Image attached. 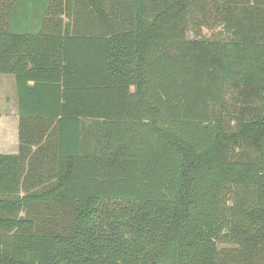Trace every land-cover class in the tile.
<instances>
[{
  "label": "trees",
  "instance_id": "1",
  "mask_svg": "<svg viewBox=\"0 0 264 264\" xmlns=\"http://www.w3.org/2000/svg\"><path fill=\"white\" fill-rule=\"evenodd\" d=\"M0 74V264H264V0H0Z\"/></svg>",
  "mask_w": 264,
  "mask_h": 264
},
{
  "label": "crops",
  "instance_id": "2",
  "mask_svg": "<svg viewBox=\"0 0 264 264\" xmlns=\"http://www.w3.org/2000/svg\"><path fill=\"white\" fill-rule=\"evenodd\" d=\"M18 124L16 104L10 113L0 116V154L15 155L17 153Z\"/></svg>",
  "mask_w": 264,
  "mask_h": 264
},
{
  "label": "rangeland",
  "instance_id": "3",
  "mask_svg": "<svg viewBox=\"0 0 264 264\" xmlns=\"http://www.w3.org/2000/svg\"><path fill=\"white\" fill-rule=\"evenodd\" d=\"M203 37H208L211 30L204 29ZM16 105L15 78L12 75L0 74V116L11 112ZM5 117V116H4Z\"/></svg>",
  "mask_w": 264,
  "mask_h": 264
}]
</instances>
